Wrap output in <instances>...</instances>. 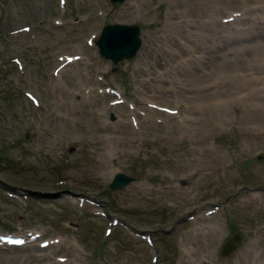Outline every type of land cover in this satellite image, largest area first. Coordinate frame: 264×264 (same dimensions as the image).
I'll return each mask as SVG.
<instances>
[{
  "label": "rangeland",
  "instance_id": "374dc122",
  "mask_svg": "<svg viewBox=\"0 0 264 264\" xmlns=\"http://www.w3.org/2000/svg\"><path fill=\"white\" fill-rule=\"evenodd\" d=\"M173 1L0 0V233L59 245L2 246L0 264H264V70L244 64L217 86L186 39L221 25L238 35L264 4L228 25L244 10L236 1L175 0L172 13ZM178 18L194 27L177 32ZM107 24L141 28L137 56L100 55ZM66 56L81 59L62 76ZM157 84L168 90L156 95ZM132 117L139 125L120 123ZM119 173L134 182L111 190Z\"/></svg>",
  "mask_w": 264,
  "mask_h": 264
},
{
  "label": "bare ground",
  "instance_id": "6f19581e",
  "mask_svg": "<svg viewBox=\"0 0 264 264\" xmlns=\"http://www.w3.org/2000/svg\"><path fill=\"white\" fill-rule=\"evenodd\" d=\"M226 1H236L244 9L243 11H239V12H242L241 15H237V10L229 11V14L227 13L228 15H225V17L229 20L228 25H231L230 24L231 22H232V25H234L233 22H235L236 20H237V22L247 20L245 18V15L248 11L253 12V13L259 12L261 10L260 5L264 4V0H226ZM145 3H146V1H144L142 3V8L140 6L136 7L134 3H132V4L128 3L126 15L135 17L137 13H140L145 9ZM174 3H175V0L170 5V6H172L171 7L172 13L173 12L176 13L174 5H173ZM218 6H220V5H218ZM219 9H221V8L218 7V10ZM169 17H171V16H169ZM179 18H181V16ZM178 19H177V21H174L172 24V26H177V28H175L177 32L179 31L178 28L184 26V24H186L188 26V28L194 27L191 23H189V21L187 19L186 20H181V19L178 20ZM250 19H251L250 22H252V23H250L249 27H247L246 29L238 28V27L235 28V30H237L236 32L238 33L237 36L236 35L226 36L227 33L226 34L224 33V32H226V30L221 28V27H224V25H221L217 30H215V32L212 30V33H214V35H216V36H212V37L209 36V33H207L206 31H202V33L198 34V33H195V31H193L192 29L186 30V32H187L186 39L188 40V42L190 44L195 46L194 47L195 51L201 50V51H203V53H205V55L203 56V60H202V67L200 69L201 70L204 68L217 69L218 79L215 80V83L217 86H220L221 84H223L224 79H222V77L225 76L226 72H229V74H234V75H236L237 73L239 74L238 67L241 68L242 66H244V64H246L247 66L248 65L251 66L252 69L254 68V71L256 73H257V71L262 73L261 71L264 70V30H261V32L259 31L260 29H264V17L255 16V17H251ZM255 24H258L259 26L254 27ZM208 38H212L213 41L217 44V46L216 47L204 46V41H206ZM172 40L175 42L178 39H175L174 37H172ZM179 42L181 44V39H179ZM238 50L243 51L242 59L240 62L237 61V51ZM250 51H261V52L260 53H257V52L251 53ZM221 54L226 55L230 59L229 63L225 62L226 64H224L222 61H220ZM141 55H142L141 60L145 65L147 63V61H145L143 59V57L146 56V54L143 53ZM75 59H77V58H75ZM79 63H80V59L77 61H73L71 63H68L65 60H63V61H61V64L58 65V67L60 69L59 73H61L62 76H64L68 72V69L70 67L75 66ZM227 64H229V65L226 66ZM148 71H150V70H148ZM151 74H152V71L147 72V75H151ZM151 89L154 91V93L157 92L156 95L157 94L163 95L168 90L166 88V86H163L160 84L155 85ZM255 95H256V99H257V97H259L260 94L258 92L257 93L255 92ZM105 96L108 97L109 95L106 94ZM76 97L79 98V95H76ZM123 106L126 107L125 105H116L115 107L117 109H122ZM217 108H220V105H218ZM123 109H125V108H123ZM83 110H85V109H83ZM136 111L132 115L135 114L138 116V113ZM96 114H97V116H100L98 113H96ZM135 122L136 121L134 120L131 124L127 120L120 121V123L123 124L124 127H126V128H128V127L130 128L133 124L139 125V123H135ZM109 126H111V125H109ZM106 128H109V127H106ZM255 200H264V193H260L258 196H255ZM199 219L200 220L202 219L200 221V223H202L203 221H205L209 218H206V215L202 214V215H200ZM34 234H36V233H34ZM18 235L21 236V237H19V240L21 238L25 239V237H26V234H24L22 232H20ZM206 235L209 236L210 234L207 233ZM38 239H39V241L45 239L44 234H42V233L36 234L35 240L25 242L20 247L22 249H27V248H31V247L38 249V248H40V245L32 243V242H36ZM62 242L63 241H61V243L58 242V244L61 245ZM58 246L59 245L55 246V244L53 242H51V243H48L47 247L40 249V250L49 251V249L55 248ZM59 261L62 262L63 260L59 259ZM183 261L188 264L187 259H185V260L183 259ZM76 264H78V263H76ZM198 264H207V263H205L202 259H200Z\"/></svg>",
  "mask_w": 264,
  "mask_h": 264
},
{
  "label": "water",
  "instance_id": "95a60500",
  "mask_svg": "<svg viewBox=\"0 0 264 264\" xmlns=\"http://www.w3.org/2000/svg\"><path fill=\"white\" fill-rule=\"evenodd\" d=\"M114 2L124 1V0H112ZM140 29L139 27H126V26H111L108 25L104 29L103 35L97 42L101 54L115 61V63L120 62L125 58H131L141 47V39L139 37ZM131 182L127 176L120 174L116 177L112 188L125 187ZM231 245L227 246L225 251L228 252L231 249Z\"/></svg>",
  "mask_w": 264,
  "mask_h": 264
}]
</instances>
